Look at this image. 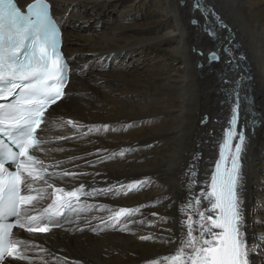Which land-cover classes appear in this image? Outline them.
I'll return each mask as SVG.
<instances>
[{"label": "bare ground", "instance_id": "6f19581e", "mask_svg": "<svg viewBox=\"0 0 264 264\" xmlns=\"http://www.w3.org/2000/svg\"><path fill=\"white\" fill-rule=\"evenodd\" d=\"M32 1L18 0L23 6ZM48 1L64 23L73 77L69 95L49 111L40 134L43 150L36 155L48 172L72 175H58L50 181L53 188L33 185L34 195L45 188L38 208L51 202L57 187H115L86 196L80 203L92 207L80 213L79 221L73 213L71 222L46 234L15 230L38 245L32 256L27 253L32 264H153L173 253L180 209L189 196L194 205L217 160L233 106L228 93L236 81L239 130L249 137L241 166L246 239L255 245L256 264H264V0H203L211 10L207 14L193 7L195 0ZM68 18L81 20V27ZM83 28L88 30L80 32ZM225 47L232 50L230 57ZM212 51L219 61L209 62ZM110 64L112 69L104 70ZM254 117L256 126L249 131ZM69 119L77 127L68 125ZM193 163L198 171L189 191L185 173ZM121 207L140 211L104 228L102 221ZM146 236L153 239H141Z\"/></svg>", "mask_w": 264, "mask_h": 264}, {"label": "snow or ice", "instance_id": "6c2138e0", "mask_svg": "<svg viewBox=\"0 0 264 264\" xmlns=\"http://www.w3.org/2000/svg\"><path fill=\"white\" fill-rule=\"evenodd\" d=\"M193 7L205 14L211 11L203 0H195ZM220 26L226 27L222 21ZM223 51L232 55L228 47ZM69 59L61 51L60 29L46 0H35L26 13L15 0H0V101H3L0 102V264H4L8 257L32 264L27 253L38 245L19 238L13 229L28 233L49 232L52 227L71 222L69 217L73 213L79 221L80 213L92 207L80 203L82 196L111 193L115 187L91 188L90 191H85L83 184L71 191L57 187L53 189L51 202L42 209L38 208L45 199V188H53L50 181L58 175H72L69 172L50 173L42 160L30 154L43 150L44 141L38 132L50 118L48 109L69 95L66 91L71 71ZM220 59L216 51L209 52V62ZM240 59H243L242 55ZM230 63L235 66L234 55ZM234 83L237 87L228 93L233 101L231 115L222 140L218 142L219 155L214 169L202 182L199 194L194 197V205L193 197L189 196L180 209V232L172 238L178 245L176 250L153 264H256L255 245L246 239L241 195V160L249 137L243 128L238 130L239 81ZM66 123L77 127L70 119ZM251 125L249 131L256 126L255 117ZM197 160L198 155L194 154L193 161ZM8 164L14 170H9ZM197 171L198 164L193 163L185 173L189 191L195 186ZM39 182L45 188L33 195V185ZM139 184L137 181L127 188L131 190ZM202 203L205 204L203 209L200 207ZM139 211V208L121 207L107 221H102L104 228H114ZM193 214L198 216L197 220L193 219ZM9 217H15V221L10 222ZM88 223L90 225V221ZM91 230L96 231V228ZM161 242L169 241L162 238Z\"/></svg>", "mask_w": 264, "mask_h": 264}, {"label": "rangeland", "instance_id": "374dc122", "mask_svg": "<svg viewBox=\"0 0 264 264\" xmlns=\"http://www.w3.org/2000/svg\"><path fill=\"white\" fill-rule=\"evenodd\" d=\"M119 15H120L119 12H115V13L113 14L114 18H116V19H119ZM69 16H70V15H69ZM69 16H68V17H69ZM121 20H124V19H121ZM67 21H72V22H75V23L78 22L77 27H78V28L81 27V25H80L81 22H82L81 20H80V21H79V20L77 21L76 18H72V19H69V18H68ZM61 23H62V22H61ZM129 23L133 24L134 21L131 20V21H129ZM63 24H64V23H62V25H63ZM77 27H76V29H77ZM100 29H101V28H99V30H100ZM86 30H88V28H83V29H80L79 31H80V32H85ZM224 30H225L226 33H228V31H229L230 29L225 28ZM210 37H211V36H210ZM211 39H212V38H211ZM215 39H216V37H215ZM215 39H214V40H215ZM212 40H213V39H212ZM230 56H231V55L229 54V57H230ZM111 66L113 67V65H111V64L108 65V66H106V67L104 68V70L109 71L110 69H112ZM252 82H253V81H251L250 83H252ZM246 94H247V92H246ZM252 96H253V95H252ZM247 99H249V96H246V101H248ZM250 100H251V98H250ZM241 117H242V116H241ZM241 121H242V120H241ZM246 134H247V132H246ZM57 143H59V141H58ZM208 149H209V148H208ZM122 151H123V150H122ZM122 151H121V152H122ZM114 154H115V155H118L117 151H115ZM243 155H244V154H243ZM200 158H201V157H200ZM92 162H93V161H90V162L88 163V165H90V164L95 165V164L92 163ZM242 167H243V166H242ZM28 254H30V255L32 256V254H31L30 251L28 252Z\"/></svg>", "mask_w": 264, "mask_h": 264}]
</instances>
